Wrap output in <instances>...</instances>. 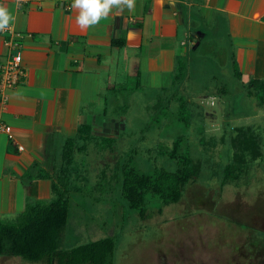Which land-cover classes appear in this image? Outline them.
Wrapping results in <instances>:
<instances>
[{"label":"crops","instance_id":"1","mask_svg":"<svg viewBox=\"0 0 264 264\" xmlns=\"http://www.w3.org/2000/svg\"><path fill=\"white\" fill-rule=\"evenodd\" d=\"M0 4L13 17L0 31V63L17 41L24 71L0 93V219L51 197L50 180L37 175L78 126L116 141L124 121L109 119L107 98L127 81L160 82L184 56L189 77L205 71V55L219 77L264 81V0H136L134 10L84 30L72 0Z\"/></svg>","mask_w":264,"mask_h":264},{"label":"rangeland","instance_id":"2","mask_svg":"<svg viewBox=\"0 0 264 264\" xmlns=\"http://www.w3.org/2000/svg\"><path fill=\"white\" fill-rule=\"evenodd\" d=\"M207 57H201L204 72L196 69L189 77L186 73L174 86L170 76L157 83L141 81L137 87L127 81L122 91L108 95L109 119L119 115L124 126L114 134L110 152L95 145L106 144L98 137L73 154L62 247L111 236L112 264H264V92H253L231 75L217 76L212 58ZM220 84L225 93L213 92ZM178 93L191 112V126L186 129L176 121L177 101L172 98ZM161 111L167 112L165 116L143 130V124L158 119ZM248 125L260 155L254 160L246 156V173L236 182L220 185L222 167L230 156L228 138L234 127ZM178 133L184 134L191 155L201 160L200 172L185 185L177 202L158 212V201L150 198L145 204L148 216L139 218L119 194L116 179L121 173L112 170L113 163L119 158L148 174L158 166L172 169L173 161L157 155L156 147L169 145ZM54 151L58 161L60 149ZM1 219L13 222L16 216ZM0 264L45 263L0 256Z\"/></svg>","mask_w":264,"mask_h":264},{"label":"trees","instance_id":"3","mask_svg":"<svg viewBox=\"0 0 264 264\" xmlns=\"http://www.w3.org/2000/svg\"><path fill=\"white\" fill-rule=\"evenodd\" d=\"M185 75L184 61L178 58L171 76V86L180 82L182 80L180 77L183 78ZM247 86L253 92L259 89L264 92V81L250 79ZM224 90L223 86L217 88L218 92L225 93ZM178 94L173 98L174 94H169V97L171 95V98L177 101L176 121H180L186 129L187 125L191 126V112L186 107V99ZM158 106V102L154 104V107ZM166 113L161 111L158 113V119H148L142 129H146L152 121L159 122ZM89 130L88 125L78 126L75 136L63 140L59 160L54 159L49 170L37 175L50 180L52 196L49 199L26 202L13 222L0 219V256H18L26 261L45 264H112L114 242L111 236L99 237L67 248L62 247V234L68 214L65 191L69 190L74 178L71 172V161L75 152L84 151L86 144L94 142L96 137H93ZM234 131L226 144L230 156L222 167L220 185L238 181L249 168L246 156L254 160L260 155L258 142L251 126H236ZM102 138L106 144L95 145H98L99 149L105 147L109 151L112 150L114 139L100 137L99 140ZM77 139H81L83 143L77 144ZM132 150L134 151L133 148L129 149V151ZM156 154L172 160L173 168L166 169L158 166L148 174L119 158L112 166V170H118L121 173L120 180L116 179L119 183L120 196L128 208L135 210L139 218L148 216L145 204L150 198L158 201L160 205L158 212L163 205L177 202L185 185L192 182L201 169V160L191 155L182 133L174 135L167 146L159 144L156 147ZM31 173L27 172V177Z\"/></svg>","mask_w":264,"mask_h":264},{"label":"clouds","instance_id":"4","mask_svg":"<svg viewBox=\"0 0 264 264\" xmlns=\"http://www.w3.org/2000/svg\"><path fill=\"white\" fill-rule=\"evenodd\" d=\"M135 6L136 0H72L71 4V8L77 10L76 22L82 30L99 24L110 14H119L125 9L132 11ZM12 19L9 9L0 4V31L9 28Z\"/></svg>","mask_w":264,"mask_h":264},{"label":"built area","instance_id":"5","mask_svg":"<svg viewBox=\"0 0 264 264\" xmlns=\"http://www.w3.org/2000/svg\"><path fill=\"white\" fill-rule=\"evenodd\" d=\"M18 47L19 43L17 41H12L10 43V48H13L14 51L8 55L3 63H0V93H2L6 86L16 84L19 78L24 75ZM3 129L8 132V126L4 125ZM17 148L20 149L21 147L17 146Z\"/></svg>","mask_w":264,"mask_h":264}]
</instances>
